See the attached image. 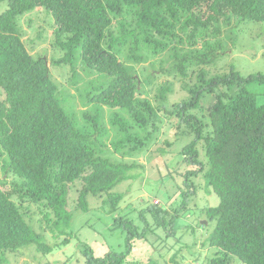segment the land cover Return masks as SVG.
Masks as SVG:
<instances>
[{"label": "trees", "instance_id": "obj_1", "mask_svg": "<svg viewBox=\"0 0 264 264\" xmlns=\"http://www.w3.org/2000/svg\"><path fill=\"white\" fill-rule=\"evenodd\" d=\"M7 1L9 8L0 14V264L7 252L30 244L45 254L53 251L32 225L33 205L56 237L69 235V198L77 181V209L88 211L90 195L107 194V202L118 205L123 196L112 190L133 178L137 167L126 158L153 140L176 82L171 78L190 76L205 84L173 106L180 123L194 133L182 150L194 165L187 175L202 176L206 192L220 200L202 211L216 220L209 264H264V105L246 85L264 83V75L245 78L233 68L206 81L203 69L222 45L220 25L264 23V0ZM36 9L53 17L52 34L38 28L36 39L25 42V27L35 23L26 16ZM44 36L51 50L61 53L51 61L33 53L39 41L46 42ZM180 47L192 54L181 55ZM170 51L169 69H155V60ZM51 66H70L74 85L101 76L100 83L79 89L87 101L81 120L69 112L72 101L60 97ZM131 66L143 67L132 72ZM159 72L166 81L160 82ZM215 88L201 119L193 113L200 93ZM125 229L130 245L136 230L130 222ZM69 241L66 237L63 244ZM85 252L87 264H123L126 258Z\"/></svg>", "mask_w": 264, "mask_h": 264}, {"label": "rangeland", "instance_id": "obj_2", "mask_svg": "<svg viewBox=\"0 0 264 264\" xmlns=\"http://www.w3.org/2000/svg\"><path fill=\"white\" fill-rule=\"evenodd\" d=\"M8 8L7 0L0 1V14ZM26 17H32L35 23L30 29L29 26L25 27L29 33L24 37L25 42L28 38L36 39L38 28L44 34H48L49 30L51 36L50 26L54 24V20L44 9H36ZM220 27L222 45L214 52L210 64L203 66L206 81L224 76L233 68L245 78L258 73L264 75V23H237L233 20L230 24H221ZM44 37L46 42L39 41L33 53L35 57L44 55L51 61L61 53L51 50L47 36ZM179 53L192 54V50L180 47ZM171 54L172 51L159 56V60H155V69L170 67L173 62ZM162 59L167 62L162 63ZM149 64L150 62L143 66ZM141 67H132V72L140 70ZM199 67L201 65L195 67L196 73L200 71ZM70 70V66L50 67L52 79L61 88L60 97L67 99V104L72 101V105L67 106L69 112L75 113L80 119L82 110L87 109V101L79 89L86 85V89H89L94 86L92 83H100L101 76L96 74L85 82L74 85L73 82L70 83ZM85 72L82 70L86 76ZM157 75L161 78L163 73L159 72ZM162 81L166 79L161 78L160 82ZM171 81L176 82L166 104L167 112L160 114L159 128L153 140L143 152L126 158L128 162L137 163V167L131 172L134 177L123 181L112 190L113 193L123 196L118 205L108 203L107 194L90 195L88 211L77 209L78 191L81 187V182L77 181L71 185L69 198V210L73 214L69 235L56 237L40 221L42 215L39 214L38 207L33 205V211L30 212L32 225L43 235L45 242L53 246V251L45 254L38 250L37 244H30L17 252H7L2 264H87V248L96 257H103L108 253H124L126 258L123 264H209L216 251L209 246L216 220L206 217L202 211L210 205L219 204L220 200L214 194L211 196L206 192V186L201 183L202 176L188 177L187 172L194 169V165L184 160L182 150L194 140V133L185 122L180 123L175 113L176 107L173 106L190 98V91H199L205 82H199L197 76L181 80L174 77ZM246 85L258 104L264 105V83L251 81ZM218 91L217 88L214 92L202 91L201 101L193 113L204 119L215 98V92ZM73 93L77 95L74 96ZM0 96L4 98V95ZM166 141L171 145H165ZM163 211L167 213L156 215ZM121 220L128 221L121 224ZM129 222L136 230L130 245L127 242L130 232L125 229ZM66 237L70 241L63 244ZM130 248L132 250L129 252ZM234 263L238 264L237 260Z\"/></svg>", "mask_w": 264, "mask_h": 264}]
</instances>
